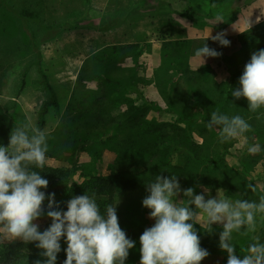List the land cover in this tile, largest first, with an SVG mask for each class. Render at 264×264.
Listing matches in <instances>:
<instances>
[{
	"label": "rangeland",
	"instance_id": "374dc122",
	"mask_svg": "<svg viewBox=\"0 0 264 264\" xmlns=\"http://www.w3.org/2000/svg\"><path fill=\"white\" fill-rule=\"evenodd\" d=\"M39 1L44 7L41 19L47 24H58L48 33L36 22L22 19L6 5L21 9L24 7V0H0V144L7 146L9 133L14 126L30 122L33 127L38 128L40 109L49 99L46 87L48 82L56 93L58 106L50 107L46 116L47 125L43 131L47 136L48 157L45 162L53 167L75 168L80 182L85 179V175L96 174L116 177L117 180L119 176L126 175V172L131 177H142L146 161L135 158L137 149L130 146L131 140L128 147L126 139L129 138L124 133H117L116 128L119 131L121 128H134L142 134L140 130L163 124L168 132L180 130L184 132L183 135L192 136L194 142L205 149V156L197 159L183 149L172 153L170 146L162 145L161 141L154 145L153 139L149 137L148 144L157 154L151 174L169 177L175 174L181 189L191 187L194 195L203 193L207 188L206 199L208 196L215 197L217 190L233 200L243 198L258 201L264 195V150L257 154L247 153L248 141L252 140L253 144L260 142L258 130L264 121V109L249 112L245 98L231 99V104L226 106L223 113L229 116L240 115L251 127L242 137L229 141L228 144H232L230 147L220 148L214 129L208 130L206 122L198 114L197 103L191 97V84L186 79V43L190 47L187 61L192 71L197 67V61L193 59L194 53L206 43L221 55L207 58L196 71L208 69L210 75L206 82L223 84L230 81L231 73L221 57L237 55V60L242 59V45L237 36L258 25L264 28V0H216L212 1L210 7L206 3L202 4L203 14L198 13L194 5L186 6V0H146L122 19L125 22L119 26L120 20L109 31L96 30L90 26L91 23L103 25L109 19L88 10L86 0ZM195 11L197 14L193 18L184 17L186 12ZM217 16L221 18V22L216 20ZM257 17L259 22H256ZM77 26L80 27L74 29ZM210 30L211 35L226 30L230 45L223 47L210 39L206 40ZM55 34L56 37L52 38ZM76 34L80 41H93L92 47L85 48L86 56L78 58L81 67H78V63L70 65V62H64L74 55ZM251 36L252 34L249 35ZM134 43L150 45L136 61L138 67L133 74V93L124 94L119 87L111 88L104 80L91 76L86 80V89L79 91L78 102L86 99V107H92L91 104L102 98L106 104L105 111L108 112L105 116L108 124L95 118L80 120L79 115L75 116L71 112V103L85 60L109 46ZM39 62L47 80L38 71ZM173 63L178 64L181 71H177L172 66ZM67 65L70 67L66 68ZM134 65L136 63L133 58L127 57L122 67L116 71L120 76H129V79L132 76L128 68ZM60 66L63 68H58ZM23 80L26 81L24 89ZM216 90L211 101L222 104L219 90ZM109 91L105 98L103 94ZM207 99L210 100L209 94ZM127 101L131 104L128 105ZM131 106L138 107V111L131 112ZM86 107L77 114L88 109ZM123 115L141 122V125H116ZM95 121H98V125ZM103 132H114L115 135L110 139L91 140L82 144V140H89L94 134L97 136ZM152 137L162 140L159 135ZM146 183H123L119 186L116 204L118 223L126 237L135 241L125 264H139V236L154 223L148 216L150 210L142 206L143 198L148 195ZM248 184L254 185L256 191L247 188ZM182 199L184 197L181 192L177 200ZM193 227L199 236L200 246L209 253L200 264H226L227 253L219 248L222 226L213 224L211 232L204 231L198 223ZM253 238L264 240V218H257L255 232L246 236L234 235V253L242 258L240 251L246 249ZM20 242L6 241L0 244Z\"/></svg>",
	"mask_w": 264,
	"mask_h": 264
},
{
	"label": "clouds",
	"instance_id": "9594fccd",
	"mask_svg": "<svg viewBox=\"0 0 264 264\" xmlns=\"http://www.w3.org/2000/svg\"><path fill=\"white\" fill-rule=\"evenodd\" d=\"M216 20L221 22L219 16ZM226 37V30L215 35L210 30L206 40L227 47L230 41ZM220 55L204 43L194 53L195 71L207 58ZM238 85L230 89L233 98H245L249 112L264 109V49L251 54ZM205 127L217 129L218 142L223 144L242 137L251 125L240 115L213 111ZM47 151L46 133L30 122L14 126L7 146L0 144V243H32L40 257L33 264H57L62 240L66 245L62 264H125L135 241L121 229L115 204L107 203L101 210L95 193L86 192L67 200L66 210L62 209L55 201V193L46 195L48 181L35 170L43 169ZM261 151L260 144L247 147L248 154ZM246 187L256 191L252 184ZM146 191L142 206L150 210L148 216L154 223L139 236V264H200L209 253L200 246L193 227L197 223L207 232L212 231L213 224L222 226L219 248L227 253L226 264H264V240L253 238L240 251L242 258L234 253L233 243L234 235L256 231L257 218H264V195L258 201L233 200L217 190L215 197L206 199L207 188L195 195L191 187L182 190L175 174L155 176L146 183ZM181 192L184 199L177 200ZM43 216L50 223L41 231L37 221Z\"/></svg>",
	"mask_w": 264,
	"mask_h": 264
},
{
	"label": "trees",
	"instance_id": "16d2710c",
	"mask_svg": "<svg viewBox=\"0 0 264 264\" xmlns=\"http://www.w3.org/2000/svg\"><path fill=\"white\" fill-rule=\"evenodd\" d=\"M144 1L146 0L134 4L128 11L127 15L130 14L131 11L133 13V9L135 11V8H137L138 5L144 3ZM6 5L22 19L26 21H34L37 24L41 25V28L47 33L58 25L57 23L52 25L47 24L44 22V19H41V16L44 15V7L43 3L39 0H24V7H22L21 9H15L9 4ZM86 8L88 10L90 9L89 0H86ZM196 14L197 12H186V14H184V17L191 19ZM120 20L121 19H109L103 25L91 23L90 26L96 30L109 31L110 29L115 27ZM259 26L260 25L255 26L249 31L237 36L239 42L242 45L241 50L243 53V57L241 60H237V55L221 57V60L223 61L226 69L231 73V79L228 83L217 84L214 81L206 82V78L210 75L208 73V69L201 68L198 71H192L187 61V58L190 54V47L186 43V79L188 84H191V97L192 99H194V102L197 103L196 108L198 114L205 122H207L210 118L211 112L217 111L223 113V110L226 108V106L231 104V99H233V97L230 95V89L236 88L238 86L237 84L239 76L242 74L245 64L250 60L251 54L257 50H260L261 48H264V28ZM250 34H252L251 37H249ZM54 37H56V34L52 38ZM178 44L183 43L180 42ZM149 45L150 44L148 43H134L127 45L109 46L105 49L99 50L98 52L87 58L78 76V80L74 90L73 101L71 103V112L75 113V116L79 115L78 118L82 121L83 119L91 120L92 118H95L96 120H100L108 124L107 119H105V116L108 115V112L105 111V101L102 98H98L94 102V104H91L92 107H86V99L84 100V102H78L79 91H84L87 87L88 83L86 82L88 81V79L91 78V76H95L94 79L104 80L106 84L112 86L111 88L119 87L124 94L133 93V84L135 83L133 74L138 67L136 61L140 57H142ZM127 57H132L134 62L136 63L134 67L128 68V71L132 76L129 79H127V77L129 76H125L124 74L120 76V73L116 71L118 68L122 67L123 63L125 62V58ZM172 66L176 68L177 71H181V68L178 66V64L173 63ZM38 71L43 76L44 80H47V76L42 68L41 62L38 63ZM120 78L125 81L121 80ZM25 85L26 81L23 80L22 89L25 88ZM46 85L49 92V99L43 103L39 112L38 129L40 130H44L46 128V116L49 112V108L58 106L57 96L53 87L48 82L46 83ZM213 86L215 88H213ZM216 89L219 90L218 94H220L222 98V104L211 101L212 95L217 91ZM109 93L110 91L103 94L104 97L107 98ZM208 94L210 100L207 99ZM127 104L130 105L131 102L127 101ZM84 105L88 109H85L81 113L77 114V112H79ZM206 106L208 108H206ZM131 107V112L135 110L138 111V107ZM95 124L98 125V121H95ZM131 124H135L133 126L139 127L141 125V122L133 121L130 118H127L126 115L120 117V119L116 122V125L127 127ZM260 126L261 127L258 130V137L260 139L259 144L262 146V150H264V121L260 124ZM116 129L117 133H124L129 138L126 139L127 146L128 142L131 140L132 143L130 144V146H132V148L134 149H137V155L135 156V158L139 161H146L143 165L144 168L142 167L144 169L143 173L141 174L142 177H131L129 176L130 174L126 172V175L119 176L117 180L116 177L110 178L104 175L96 174L85 175V179L80 182L77 177V170L75 168L53 167L44 162L43 169L35 170L41 171V176L48 181L47 188L44 189L46 195L47 193H55V201L60 202V207L62 209L66 210L65 205L67 200H69L73 196L84 195L86 192L88 194L95 193V198L97 200V203L100 205L101 210H103L104 205L107 203L115 204L116 207L120 184L124 183L126 185L132 184L134 182L146 183L150 180H153L156 175L151 173H153L152 167L155 161L154 157L157 154L152 151L148 144L149 137L153 139L154 145L161 141L162 145L166 144L170 146L172 149V153H177L179 150L183 149L187 150V152L189 153H192L197 159H203L205 156V149H201L199 145L194 142L192 136L188 134H186L185 136L183 135L184 132L180 130H174L172 133L168 132L166 131L163 124L159 125V127L156 125H152L147 129L140 130L142 134H140L137 130H134V128H121V131H119L118 128ZM214 134L216 135L218 142L219 132L217 129H214ZM114 135V132H103L97 134V136L94 134V137L91 136L89 140H82V144H85L91 140H106L107 138L110 139ZM153 135H159L162 140L153 138ZM228 143L229 142L223 144L220 143V148L227 149L228 147H230V145H232ZM248 144L252 145V140H250V142L248 141ZM217 145L219 147V143H217ZM218 147H215V149L218 150ZM46 157L48 156L46 155ZM44 203L46 204L47 200H45ZM37 222L41 224L39 230L42 231L49 225L50 219L46 216H43L39 218ZM64 247H66V245L62 240V250L60 253H58L57 264H62V261L66 258L63 251ZM38 251L39 250L36 249L32 243L24 244L23 242H20L11 245L0 244V264H33L34 260L40 258L38 257Z\"/></svg>",
	"mask_w": 264,
	"mask_h": 264
},
{
	"label": "crops",
	"instance_id": "0c3cea01",
	"mask_svg": "<svg viewBox=\"0 0 264 264\" xmlns=\"http://www.w3.org/2000/svg\"><path fill=\"white\" fill-rule=\"evenodd\" d=\"M141 1H143V0H89V5H90V10L93 13H97L98 16H100V17L102 16V18H105V19L106 18L107 19H121V21L119 23V26H120L121 23L126 21V20L123 21L122 19L126 18L127 13L132 8V6L134 4L141 2ZM188 1H190V2H188ZM188 1L186 0V6L194 5V8H196V11L198 13L203 14L204 8L202 7V4L205 5V3H206L207 6L210 7L213 3L212 1H216V0H188ZM78 27H80V26H77L74 29H78ZM196 33L197 32H191V34H196ZM76 35H77V37L75 36L76 41L74 42L75 43L74 45L76 46V48L73 49V52H74L73 57L69 58L67 60H64V59L63 60L66 63L70 62V65H72L74 63H78V67H81V65H80L81 61H79L78 58L81 57V55L86 56L84 53L85 48L92 47L91 45L93 44V41H91L89 43L86 41H80V39H79L80 37L78 36V34H76ZM60 59H62V58H60ZM85 59H86V57H84V60ZM60 63H62V62H60ZM70 65H67L66 68H69ZM61 66L58 68H63Z\"/></svg>",
	"mask_w": 264,
	"mask_h": 264
}]
</instances>
